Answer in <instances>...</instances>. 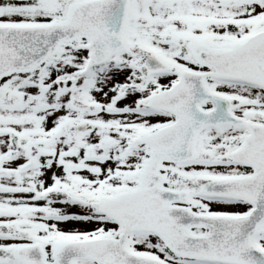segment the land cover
<instances>
[{"label": "snow or ice", "instance_id": "snow-or-ice-1", "mask_svg": "<svg viewBox=\"0 0 264 264\" xmlns=\"http://www.w3.org/2000/svg\"><path fill=\"white\" fill-rule=\"evenodd\" d=\"M0 264H264V0H0Z\"/></svg>", "mask_w": 264, "mask_h": 264}]
</instances>
